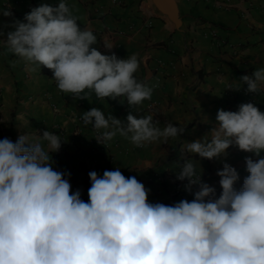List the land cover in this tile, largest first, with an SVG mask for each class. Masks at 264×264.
Returning a JSON list of instances; mask_svg holds the SVG:
<instances>
[{"label":"clouds","instance_id":"1","mask_svg":"<svg viewBox=\"0 0 264 264\" xmlns=\"http://www.w3.org/2000/svg\"><path fill=\"white\" fill-rule=\"evenodd\" d=\"M0 14L11 16L9 8ZM30 72L47 68L59 91L83 99L93 91L99 98L124 97L129 107L150 100L153 88L138 81L137 55L119 58L115 44L101 41L90 28L81 27L67 0L56 6L41 4L14 22L7 40L0 41ZM240 84L248 93L264 89V67ZM2 120L11 116L0 109ZM15 120L27 128L29 119ZM85 126L99 133L104 145L118 133L137 147L167 143L185 126L167 122L160 127L153 115L126 122L93 107L82 114ZM66 140L55 132L29 130L13 142L0 139V264H264V111L252 102L236 111L219 109L216 126L184 150L177 180L187 181L185 191L194 198L174 205L152 203L149 190L135 176L126 177L120 167L101 176L89 172L88 200L72 190L70 173L54 167L51 154ZM235 146L253 153L246 158L249 173L241 187L237 169L224 163L216 175V188L202 180L200 161L227 155Z\"/></svg>","mask_w":264,"mask_h":264},{"label":"crops","instance_id":"2","mask_svg":"<svg viewBox=\"0 0 264 264\" xmlns=\"http://www.w3.org/2000/svg\"><path fill=\"white\" fill-rule=\"evenodd\" d=\"M59 0H0V9L9 8L11 16L0 14V41L14 30L15 21L41 4L56 6ZM81 27L90 28L101 42L96 47L105 54V37L115 44L111 51L119 58L137 55L140 67L136 78L153 88L150 100L129 107L124 97L99 98L91 90L74 98L58 90L53 73L47 68L30 72L25 62L0 42V109L11 116L0 122V139L15 142L29 130L42 134L48 130L62 140L59 151L51 154L57 170L70 173L72 190H81L88 200L89 172L101 176L105 170L120 167L126 177L135 176L149 190L152 203H175L194 198L185 191L186 182L177 180L183 159L190 154L186 142H193L216 126L219 109L236 111L242 103L252 102L264 111V89L248 93L247 85L235 89L243 75L264 67V0H176L182 26L176 29L159 14L150 0H67ZM215 30V37L209 31ZM151 105L152 108H148ZM100 108L122 122L129 112L139 118L153 115L163 127L167 122L185 126V131L167 143L154 142L137 147L119 133L104 145L91 125L85 126L82 114ZM29 119L27 128L15 118ZM2 120V114H0ZM264 156V153H261ZM258 160L253 153L232 146L227 155L203 159L202 180L220 194L217 171L226 162L235 167L240 179L246 171V158ZM160 175L161 179H158Z\"/></svg>","mask_w":264,"mask_h":264},{"label":"water","instance_id":"3","mask_svg":"<svg viewBox=\"0 0 264 264\" xmlns=\"http://www.w3.org/2000/svg\"><path fill=\"white\" fill-rule=\"evenodd\" d=\"M154 9L166 17L176 29L182 26V20L179 14V8L176 0H150Z\"/></svg>","mask_w":264,"mask_h":264},{"label":"built area","instance_id":"4","mask_svg":"<svg viewBox=\"0 0 264 264\" xmlns=\"http://www.w3.org/2000/svg\"><path fill=\"white\" fill-rule=\"evenodd\" d=\"M209 35H210V37H215V30H210L209 31ZM148 108H152L151 105ZM157 177H158V179H161L160 175L159 176L157 175ZM181 182H186V180L185 181H181Z\"/></svg>","mask_w":264,"mask_h":264}]
</instances>
